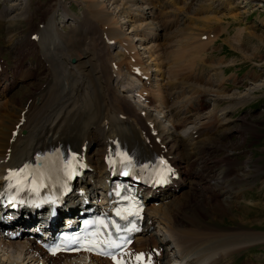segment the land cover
Here are the masks:
<instances>
[{
	"label": "bare ground",
	"instance_id": "obj_1",
	"mask_svg": "<svg viewBox=\"0 0 264 264\" xmlns=\"http://www.w3.org/2000/svg\"><path fill=\"white\" fill-rule=\"evenodd\" d=\"M22 1L26 2V0ZM88 1L90 2L92 0ZM108 1L112 2L116 8H121L126 14L127 8L137 2V0ZM169 3L174 2L173 0H162L159 7L151 5L146 6L145 9L147 13L150 16H158L159 19L157 22L147 21L144 23L143 20L137 25L133 24L134 26L132 30L137 28V32L134 31L136 32V36H144V34L148 33L150 30L156 31L157 29H165V24L170 23V20L164 21V16H166L169 11L165 10V6ZM104 4H106V2L103 0H93L89 5L91 9L88 7L90 11L87 10L85 12L86 14L84 18L82 16H75V18H73V20H76V24L73 26L74 28H71L67 33H63L59 28L58 31L55 32V26L57 25L54 21L51 22L52 18H49L48 22H45V25L40 24L38 28L35 26L34 22H30L31 24L28 22L27 28L29 30L28 32H30V38H32L33 34L38 36V41H32V43L39 48V52L37 51L39 63L36 68L20 66L19 68L25 67L27 69L25 72H20V76L24 77L26 82H30L36 78L38 73L40 74L41 72L48 70V79L45 86L38 90V92L36 90L34 93L35 99L39 98L40 103L37 104L35 100H33L29 104V106L31 105L32 113L27 114L26 112V120L23 124V128H26L27 130V134L22 135L19 131L16 139L11 141L10 139L13 135L12 132L15 129V126H13L11 130L8 129L9 134L5 135L4 148L2 149L0 147V181L1 176L7 167H22L30 165L35 162L34 160L39 154L45 151L50 152L62 149V151L65 152L69 150L79 151L82 156H86V169L91 170L96 177V179L91 182V185L95 184L100 186L102 185L104 174L111 171L104 161L105 153L113 149L116 150L123 148L124 146L133 149L135 155L142 159L146 157V155L148 157H155L157 153L164 151L165 155L169 156L175 162L176 169L173 172V180L175 181V184H178L179 186L181 185L182 187H185L186 183H188L193 188L194 183L197 181V174L202 175L201 172L194 176L189 172L187 174L184 173L183 167L186 171V166H184L185 161H182L183 159L177 155L179 154V151L186 152L191 148L186 155L187 160L190 161V155L195 152L194 151L190 154V151L193 149L192 146L200 141V139L194 140L193 138L202 135L201 129L200 131L197 130L196 134H193L194 131H192L187 139L180 138L175 127L165 126L164 130L161 131V123L158 125L157 118L148 109H146L147 112L143 116L141 114L142 112L138 111L139 109L137 110L131 100L127 99V96L117 86L118 84H116V82L118 81V78L114 75L116 70L112 68L111 64L113 59L108 53V50L109 48L111 49V47L107 46L103 33H99L98 31V26L100 24H103V27L108 25L107 34L110 38L115 39L121 37L122 29L121 26H117L120 24L119 20H113V15L112 13L110 14L111 10ZM7 7L8 6H5L3 12L8 14H11L18 9L15 7V4L12 8L10 7V9ZM61 8L64 10L63 14L68 16L69 13L67 8L63 5ZM25 9L26 8L22 7L20 10L16 11L10 19H7V16L3 14V19L6 22L13 24L18 22L19 17L30 20L33 18L34 11L30 9L27 11ZM228 11L231 14V9ZM139 16L142 17V14H139ZM213 18L218 20L217 16H208L201 19L210 20ZM160 21H163V27ZM181 24L182 23H180V25ZM157 25H159V28ZM53 26L54 28H52ZM171 33L172 32H170L169 35ZM153 34L158 35L157 33ZM8 35L10 41H14L17 38L15 34L9 33ZM30 38L28 39L31 40ZM142 39L145 41L144 48L149 52V61L150 59L151 61H163L166 64V71L168 72L170 59L172 58L168 55L167 51L158 50L160 47L162 50L166 49L164 46L165 43L160 47L158 46V48L155 44L147 41L145 37H142L141 40ZM174 40L182 44L181 41L183 38L182 40H178L177 38ZM88 41L95 42L93 50L91 49L90 44L87 45ZM119 41L122 42L123 40L120 39ZM124 41L126 40L124 39ZM127 41L129 40L127 39ZM197 44L204 46L207 43L199 42ZM182 46H185V44ZM123 47L125 50L130 51L127 46ZM129 48L135 49V46L132 45V47ZM73 57L76 59L75 62L72 61ZM94 57L97 58V62L94 61ZM118 57V64L120 67L118 71L121 73L124 63H127L128 57L124 52H120ZM181 61L182 55L178 54V63L180 64ZM102 62H104V64H102ZM130 62L131 61H128L129 64ZM141 63L142 62H140V64ZM155 64L157 63L155 62L154 65ZM7 65V63L5 64L4 58L0 55V81L1 79H6L5 81L9 80L7 75ZM131 65L133 64L131 63ZM94 66H97L100 78L91 81L93 78ZM150 69H152V66H146L145 73L149 76H153ZM160 69L161 68L157 69L154 67V74H160ZM224 73V71L219 73L220 77L218 80L223 81L225 79ZM174 75L175 73L170 74L169 81L168 79L164 80L160 78V80L165 81V92H163L160 87L157 91L144 88L140 93L146 100H149V103L162 110V112L165 111L167 115H169L168 118H173V120L176 121L174 122L175 125H177L181 123V113L185 112V109L182 110L180 105H178V102L176 103L174 100L175 97L177 99L180 97L181 91V87L176 80L172 79ZM209 78V82L211 81L210 83L216 82L214 76H210L208 79ZM84 79L87 80V82H91L84 84ZM21 82L22 81H20V83ZM209 82L208 84H210ZM111 83H115L117 91L120 92L119 98L116 96L111 98L115 104H110L104 93V87ZM193 84L194 83H190L188 85L190 87ZM2 85L0 82V86ZM23 88L26 87L23 86L22 89ZM9 90L8 84L6 83L0 88V95L6 97V100L12 97L10 96V92L8 95L5 94L8 93L6 91ZM16 92L14 94H16ZM168 97L172 99V101H170ZM190 101L192 100H181V102L186 104ZM10 102L12 103V110L18 108L13 104V100H10ZM24 109L25 107L23 110ZM9 111L11 110H7L3 104L0 103V120L5 117H10ZM228 111L229 109L224 108L220 111V114L217 113L215 116L220 118L223 124L227 123L226 114ZM121 115H124V117L122 118ZM96 117H105L107 118V121L106 123L96 122ZM20 119L21 113L19 114V119H17V121L19 122ZM211 121L209 122V125L214 129V123ZM3 123V121L0 122V134H3L8 127H4ZM152 130L154 131V135ZM92 139H95L96 142H91ZM148 139H150V142ZM158 140H160V143L157 142ZM137 143L139 144V147L133 145ZM37 145L38 148H36ZM95 145L98 148L94 154L91 153V150ZM161 145H166L167 150H164ZM84 146H87V150H84ZM7 148H11V153L8 157ZM33 150H37L38 152L35 153V155H31ZM89 153L91 154L89 155ZM92 154L93 156H91ZM28 158H31L33 162H29ZM83 158L84 157H82V159ZM43 161L44 160L41 162L42 165ZM178 198L179 197H173L171 195L167 196L162 200L164 203L149 208V211L151 212L154 210L155 214L149 216L148 227L153 225V223H150V220L154 222L156 220L154 219L155 217L158 218L159 221L161 219V221L166 224L167 228L164 225V232L160 237L157 236V233H150L146 238L139 236V242L137 243L138 248L150 246V243L153 242L154 246L162 247L163 249L167 246L173 247V242L177 241L175 247L178 254L185 255L192 253L186 261V264H233L234 260L231 255L233 252L243 248L241 243L261 238L258 232H251L242 227L239 231L225 233L220 229L208 231L205 228H199L201 226L198 228H190L188 226L180 225L178 224L177 214L183 210L184 202H181L180 200L177 201ZM177 228H180L181 236L177 233ZM170 234L173 235L175 239L171 240ZM0 246L1 253L9 247L13 248L14 251L21 252V254L24 255V258H28L33 264H111L105 259L94 257L90 260H84V258L78 257V255L61 254L57 255L55 258H45L41 256L39 251H37L36 246L25 240L3 241V245ZM26 248H34L35 250L32 252H35L36 257L26 250ZM8 251L9 250L2 253V256ZM1 260L2 258H0V264H23V262H18L15 259L11 260L10 263ZM224 260H226V262Z\"/></svg>",
	"mask_w": 264,
	"mask_h": 264
},
{
	"label": "rangeland",
	"instance_id": "obj_2",
	"mask_svg": "<svg viewBox=\"0 0 264 264\" xmlns=\"http://www.w3.org/2000/svg\"><path fill=\"white\" fill-rule=\"evenodd\" d=\"M103 1L106 2L104 5L108 9L115 7L112 2ZM215 1L211 0V2H214V5L210 7L211 9L224 7V10L222 8L218 13V21L213 18L210 19L211 21H206L207 23L202 22L193 25V27L200 30L210 24L215 25L218 23V37L214 39L215 41L203 42L210 45L203 50V56L197 57L199 61H202L197 67V71L200 73L194 84L187 88L191 89L192 104L187 107L185 112L181 113V123L175 125L174 120L168 118L169 115L165 111L162 112V110L153 106L148 109L152 111L156 118L159 117L160 120L157 118V123L158 125L161 123V131L164 130L165 126L175 127L179 137L186 139L193 131L192 126H194V130L199 128L202 132V139L194 146L190 145L193 148L190 154L194 151L196 154L190 158V161L187 160L186 155L191 148L186 152L179 151V154H177L183 159L182 161H185V166L191 171L189 173H192L193 176L202 173V175L197 174V181L193 185V188L196 189L194 192L191 193V187L188 185L176 194L179 197L177 201L184 202L183 210L177 214L178 224L190 228L201 226L199 228H205L208 231L220 229L225 233L239 231L241 227L251 232H258L261 238L244 241L241 243L243 249L233 252L232 256L236 259L237 264H250L252 260L257 261L258 259L260 260L259 264H264V0H226L224 2L226 6L219 5V1ZM91 2L93 0L90 2L88 0H26V2L22 0H0V55L4 58L5 64H9L7 72L9 80L1 79L0 82L1 85L3 83L8 84L9 89L11 86L8 93L10 92V96H12L8 100L3 95L0 97V103L7 110H11L9 111L10 117L0 120V122H4V127H9L3 134H0V147L2 149L4 148L5 135L9 134L8 129L11 130L17 124L19 114L27 103H31L33 100L37 104L40 103L39 98L35 99L34 93L36 90L38 92L42 89L48 79V70L38 73L36 78L30 82H26L25 78L20 76V72H25L27 67L36 68L39 63L37 55L39 48L28 39L30 38V32L27 28L28 22H34L38 28L42 21L48 22L49 18H52L51 22L54 21L57 25L55 27L63 33H67L76 24V20H73L75 16L84 18L85 12L90 11L89 5ZM204 2L205 0H193L189 13H193L195 8ZM14 4L18 8L16 11L22 7L26 8L27 11L29 9L34 11L33 18L26 20L19 17L16 24L6 22L3 19V14L7 16V19H10L16 11L8 14L3 12V9L5 6L10 9ZM62 5L67 8L68 16L63 14ZM117 9L121 10V8ZM229 9H231V14L228 11ZM120 18L125 21L124 17ZM113 20H115L114 16ZM122 25L123 23H120L117 26L127 30V27H122ZM157 27L159 28V25ZM185 28L187 27H178L170 36H173V39H184L185 30L183 29ZM131 30L129 33L133 31ZM9 33L15 34L17 38L10 41ZM123 36L125 37V34ZM127 39L129 40V38H125L126 41L123 42L126 45L129 43ZM164 39L165 34L163 35V43H165ZM199 42L201 41L197 43ZM89 44L93 50L95 42L88 41L87 45ZM132 45L136 48L134 40ZM118 46L119 43L108 50L114 62L119 61L118 56L120 52L122 53V48ZM158 50L162 51V48L160 47ZM75 60L73 57L72 61L75 62ZM94 61L97 62L96 57H94ZM20 66H26V68H19ZM123 71L125 75L119 76L117 84L129 99L128 91H125V89L134 81V76L128 72V67H123ZM222 71L226 72L224 73L225 79L220 81L218 78L220 77L219 73ZM210 74L214 76L215 83L209 82L210 78L208 79V77ZM99 78L97 66H94L91 81ZM152 79L153 88L157 89L163 86L158 75ZM20 81L22 82L20 83ZM84 81V84L91 82H87L85 79ZM15 84H17L16 87L13 86ZM12 86L14 89H12ZM23 86L26 88L22 89ZM15 92L16 94H14ZM104 93L110 104H115L111 98L115 96L119 98L120 96L115 83L106 85ZM10 100H13V104L18 107L17 109L12 110ZM137 100L146 105L141 99L138 98ZM178 105H182L181 100L178 101ZM30 106L27 114L32 113ZM136 108L143 111L142 107ZM224 108L229 109V111L228 115L226 114L227 123L223 124L221 119L215 115L220 114V111ZM141 110L138 111L141 112ZM95 121L106 123L107 118L96 117ZM210 121L214 123L213 127L215 129H212L209 125ZM25 134L26 128L22 129V135ZM91 142L96 141L92 139ZM36 148H38V145ZM97 148L96 145L93 146L91 153L97 151ZM37 152V150H33L31 155H35ZM28 161L33 162L31 158H28ZM183 171L186 174L188 173L184 167ZM151 214H155L154 210L151 211ZM160 221L157 222L158 237L164 232V225L166 226L164 222L161 221V223ZM176 230L181 236L180 228ZM173 239L175 237L171 235V240ZM176 242H173L174 245H176ZM168 248L169 252L173 254L174 247L168 246ZM7 250L9 251L2 256V253ZM7 250L0 252L1 261L10 263L11 260L15 259L18 262H23V264H33L28 258H24L21 252L14 251L10 247ZM224 261L226 262V260Z\"/></svg>",
	"mask_w": 264,
	"mask_h": 264
},
{
	"label": "snow or ice",
	"instance_id": "obj_3",
	"mask_svg": "<svg viewBox=\"0 0 264 264\" xmlns=\"http://www.w3.org/2000/svg\"><path fill=\"white\" fill-rule=\"evenodd\" d=\"M117 214H119V213H117ZM105 227H107V225H105ZM117 230H119L118 226H117ZM138 258H139V257H138Z\"/></svg>",
	"mask_w": 264,
	"mask_h": 264
}]
</instances>
